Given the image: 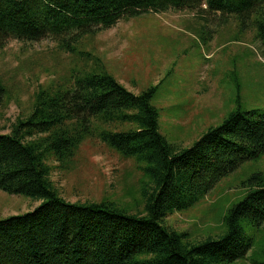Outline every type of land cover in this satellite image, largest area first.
Here are the masks:
<instances>
[{
    "label": "trees",
    "instance_id": "obj_1",
    "mask_svg": "<svg viewBox=\"0 0 264 264\" xmlns=\"http://www.w3.org/2000/svg\"><path fill=\"white\" fill-rule=\"evenodd\" d=\"M204 4L206 11L233 15L237 38L253 28L264 54V0H0V51L11 39H49L74 55L84 37L122 18ZM81 54L84 67L40 85L31 110L0 132V189L42 201L32 211L0 218V264H231L252 258L243 223L264 224V172L247 180V192L228 209L218 239L194 244L188 232L163 222L202 200L244 161L264 154V111H232L193 145L178 148L160 131V109L152 103L158 85L136 94L101 57ZM11 92L0 77V121ZM122 124L129 127L120 130ZM89 138L142 172L136 213L109 199L72 202L59 192L53 171L72 168ZM251 263L264 264V251Z\"/></svg>",
    "mask_w": 264,
    "mask_h": 264
},
{
    "label": "rangeland",
    "instance_id": "obj_2",
    "mask_svg": "<svg viewBox=\"0 0 264 264\" xmlns=\"http://www.w3.org/2000/svg\"><path fill=\"white\" fill-rule=\"evenodd\" d=\"M205 8V4L199 11L170 7L122 18L115 26L84 37L74 55L62 53L49 39L33 44L9 40L0 51V77L12 90V98L0 132H9L10 121L31 110L40 85L57 81L72 67H84L86 56L81 53L101 57L107 71L136 94L158 85L152 103L160 109V131L178 148L193 145L232 111H264V54L253 28L237 38L233 15ZM104 127L122 130L129 125ZM257 172H264V154L244 161L202 200L174 212L163 223L188 232L194 244L218 239L226 230L228 209L243 198L247 180ZM141 178L133 160L95 138L83 143L72 168L52 173L59 192L69 201L109 199L133 213L141 208L136 203L143 198ZM41 202L0 189V218L32 211ZM243 227L253 243L248 253L252 258L231 264H252L251 259L264 251V224L244 221Z\"/></svg>",
    "mask_w": 264,
    "mask_h": 264
}]
</instances>
